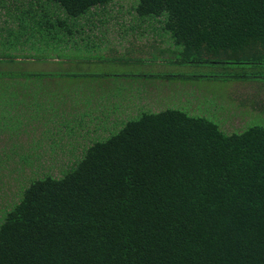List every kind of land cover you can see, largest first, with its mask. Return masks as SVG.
Masks as SVG:
<instances>
[{
    "label": "trees",
    "instance_id": "16d2710c",
    "mask_svg": "<svg viewBox=\"0 0 264 264\" xmlns=\"http://www.w3.org/2000/svg\"><path fill=\"white\" fill-rule=\"evenodd\" d=\"M61 1L85 14L111 0ZM146 4L169 12V30L190 52L197 48L195 63L264 67V0ZM86 60L91 70L121 65L108 79L143 76L127 69L143 64L139 58ZM84 71L65 76L91 74ZM258 74L209 78H264ZM26 86L16 90L20 108L30 105L33 83ZM258 98L255 115L264 110ZM0 264H264V124L227 134L177 109L132 119L62 177L29 186L0 221Z\"/></svg>",
    "mask_w": 264,
    "mask_h": 264
},
{
    "label": "rangeland",
    "instance_id": "374dc122",
    "mask_svg": "<svg viewBox=\"0 0 264 264\" xmlns=\"http://www.w3.org/2000/svg\"><path fill=\"white\" fill-rule=\"evenodd\" d=\"M65 4L61 0H0V221L19 205L34 181L62 177L96 142L110 139L146 110L177 109L193 118L204 117L227 134L264 124V110L255 115L251 106L257 94L264 100V78H209L226 76L228 71L264 77V67L195 63L197 48L190 52L191 46L169 30V12L152 11L146 0H111L85 14ZM87 15L91 23L79 30L78 25H86L81 21ZM99 34L108 36V45L98 47ZM99 58L156 61L155 71L162 78L135 84L104 76L120 73V66L94 64L97 70H86L81 64ZM37 59L50 61L44 64ZM77 70L91 74L83 79L65 76ZM142 74L148 72L142 70ZM31 83L25 98L30 105L20 108L16 90ZM133 86L151 100L147 105L130 99ZM6 100L11 105H5Z\"/></svg>",
    "mask_w": 264,
    "mask_h": 264
},
{
    "label": "crops",
    "instance_id": "0c3cea01",
    "mask_svg": "<svg viewBox=\"0 0 264 264\" xmlns=\"http://www.w3.org/2000/svg\"><path fill=\"white\" fill-rule=\"evenodd\" d=\"M88 16L89 15H87L82 21H81V23H84V24H86V25H78L77 26V28L79 29V30H86V26H89V24L91 23V21L90 20H88ZM80 23V24H81ZM79 24V23H78ZM91 30V29H90ZM104 35V34H103ZM97 37V40H98V47H103L104 45H108L109 44V42H110V40L108 39V36L107 35H104V36H101V34H99V35H97L96 36ZM34 48V47H33ZM33 48H30V49H33ZM130 59H132V58H130ZM134 59V58H133ZM91 60V59H90ZM96 60H98V59H96ZM106 60V59H105ZM112 61H114V59H111ZM139 60H141V61H144V63L142 64L141 63V65L140 66H135L134 64V67H133V65L131 64L130 66H129V68H127V69H134V70H136L135 71V73L138 75V74H140V75H143L142 74V70H144V71H147L148 72V74H146V75H143V76H140V77H137V78H134V79H131L130 80V82H133V83H135V84H138V83H140L141 82V80L142 79H150L151 80V83H152V81H155V80H159V78H162V75H160V74H158V71H155L156 70V67H155V65H157V62L156 61H149V60H145V59H140L139 58ZM88 61V60H87ZM146 61H148V62H150V63H146ZM81 64H84V69H86V68H88V69H92V65H85V61L83 62V63H81ZM81 64H79V65H76V66H80ZM120 66L121 67V65H119L118 63H116V64H109V63H106V64H104V65H102L103 67H106V66H108V67H111V68H113L114 66ZM81 67V66H80ZM158 67V66H157ZM160 67V66H159ZM79 68V67H78ZM123 68V67H122ZM126 69V68H125ZM125 69H123V70H125ZM126 69V70H127ZM87 70V69H86ZM85 70V71H86ZM78 71V70H77ZM138 72V73H137ZM159 76V77H157V79H153V78H155V76ZM149 77H151V78H149ZM154 84V83H153ZM155 85V84H154ZM153 92H155L154 90H153ZM147 93V92H146ZM129 94H132V96H130V99L132 100V99H135V100H139V101H142V100H144V101H146V102H144V105H147V103H149L151 100L150 99H148V98H143L142 97V93H141V89L140 88H137V86H133V87H129ZM163 95H164V97H166V95H167V91H164V93H163ZM134 97V98H133ZM148 100V101H147ZM150 100V101H149ZM166 104V102L164 103V106L166 107L167 105H165ZM152 106H154L153 105V103L152 104H150V107H152ZM146 112H148V113H153V112H155V113H157V112H160V111H153L152 109H150V110H146Z\"/></svg>",
    "mask_w": 264,
    "mask_h": 264
}]
</instances>
